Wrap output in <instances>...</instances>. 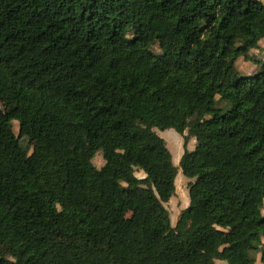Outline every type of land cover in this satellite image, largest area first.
<instances>
[{
	"label": "trees",
	"instance_id": "trees-1",
	"mask_svg": "<svg viewBox=\"0 0 264 264\" xmlns=\"http://www.w3.org/2000/svg\"><path fill=\"white\" fill-rule=\"evenodd\" d=\"M262 39L263 0H0V264H256Z\"/></svg>",
	"mask_w": 264,
	"mask_h": 264
},
{
	"label": "rangeland",
	"instance_id": "rangeland-1",
	"mask_svg": "<svg viewBox=\"0 0 264 264\" xmlns=\"http://www.w3.org/2000/svg\"><path fill=\"white\" fill-rule=\"evenodd\" d=\"M264 1V0H263ZM164 45V41L162 39H157L154 45V50L157 53H160L162 47ZM255 60H264V39H262L257 49H253L250 51L248 58L246 59L244 56H241L236 62V73L238 76H250L255 73L257 67L255 65ZM157 134L163 138L166 143L167 147L173 155V162L176 166L179 165L181 157L184 153V137L177 133L174 129L161 131L159 129H155ZM15 131L18 132V127L16 125ZM187 134V133H185ZM30 140L23 139L22 144L23 146H27ZM37 143H41L36 141ZM196 146V141L194 139L190 140L187 148L189 150H193ZM95 167L101 168L104 165V160L100 154H97L93 160ZM192 180L185 177L181 170L176 178V193L174 197L170 200L168 204H166L167 209L170 212L171 223L173 226L176 225L180 213L188 207L189 205V189L188 185L189 182ZM256 256V264H264V240L263 245L260 248L259 252L255 255Z\"/></svg>",
	"mask_w": 264,
	"mask_h": 264
}]
</instances>
